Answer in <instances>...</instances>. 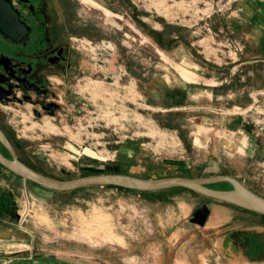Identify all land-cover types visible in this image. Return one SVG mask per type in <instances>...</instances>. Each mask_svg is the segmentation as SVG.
I'll return each instance as SVG.
<instances>
[{
	"label": "rangeland",
	"instance_id": "1",
	"mask_svg": "<svg viewBox=\"0 0 264 264\" xmlns=\"http://www.w3.org/2000/svg\"><path fill=\"white\" fill-rule=\"evenodd\" d=\"M45 4L61 31L36 51L64 46L73 66L67 80L53 76L54 115L0 103V127L21 160L60 179L230 175L264 197V155L243 146V135L264 144V0ZM166 27L179 30L178 54ZM212 84L219 99L204 91ZM229 114L243 133L217 120ZM0 179L17 182L20 225L43 231L38 243L54 250L81 249L98 264H264V215L185 188L58 192L1 168Z\"/></svg>",
	"mask_w": 264,
	"mask_h": 264
},
{
	"label": "flooded vegetation",
	"instance_id": "2",
	"mask_svg": "<svg viewBox=\"0 0 264 264\" xmlns=\"http://www.w3.org/2000/svg\"><path fill=\"white\" fill-rule=\"evenodd\" d=\"M12 1L29 30L18 41L0 32V103L32 102L37 104L34 106L37 116L41 117L44 112L54 115L59 103L55 101V92L50 85L57 81L54 75L68 79L73 66L72 55L64 46L48 54L36 51V46L46 49L52 41V34L61 31L52 21L57 15L48 11L50 6L45 0ZM71 100L76 102V98Z\"/></svg>",
	"mask_w": 264,
	"mask_h": 264
},
{
	"label": "water",
	"instance_id": "3",
	"mask_svg": "<svg viewBox=\"0 0 264 264\" xmlns=\"http://www.w3.org/2000/svg\"><path fill=\"white\" fill-rule=\"evenodd\" d=\"M28 30V26L20 19L19 10L13 1L0 0V32L13 41H18ZM8 87H11V85ZM0 144L10 154V156L6 155L0 148L1 165L17 176L51 191L66 192L88 186H115L148 192L181 187L206 197L264 215V197L252 191L240 180L230 175L144 178L126 173L100 172L70 179H60L46 175L21 160L11 140L1 127ZM219 182H228L232 185V188L216 189L210 187V185Z\"/></svg>",
	"mask_w": 264,
	"mask_h": 264
},
{
	"label": "crops",
	"instance_id": "4",
	"mask_svg": "<svg viewBox=\"0 0 264 264\" xmlns=\"http://www.w3.org/2000/svg\"><path fill=\"white\" fill-rule=\"evenodd\" d=\"M166 29L170 36L169 40L172 44H177L175 52L178 54L180 40L177 38H179L180 35L179 30L174 27H166ZM260 66L262 65L254 64L251 66L255 71L254 75L259 73ZM204 85H211V83H204ZM212 86L211 88L204 89V91L208 92L210 97L214 98L218 96V98L215 99H219L222 94H225L220 91V87H214L213 84ZM199 91L202 90L200 89ZM218 119L220 121L219 123L225 126L226 131H240L243 133L245 129L240 116L229 114L222 118L217 117V120ZM243 146H245V150L248 152L247 155L249 156L260 153L264 155V144H259L253 138L243 135ZM0 168L19 177L1 164ZM14 185H16V187H14ZM14 191L16 193H14ZM18 192L17 182H13V180L3 182V180L0 179V264H85L84 258H90L91 260H89V263L91 264H94V262L98 264L96 262L98 259L97 256L93 254L87 255L88 253L83 252L81 249H71L68 251H58V249H55L57 253L53 254L55 250L53 244H51L49 240H43L42 244L38 243L40 238L42 240L46 234L41 230L30 228L29 224L24 227L20 225L17 213ZM20 245H23V247H19ZM60 252L67 256H61L59 254Z\"/></svg>",
	"mask_w": 264,
	"mask_h": 264
},
{
	"label": "trees",
	"instance_id": "5",
	"mask_svg": "<svg viewBox=\"0 0 264 264\" xmlns=\"http://www.w3.org/2000/svg\"><path fill=\"white\" fill-rule=\"evenodd\" d=\"M1 116V115H0ZM2 119V117H0V120ZM8 151V150H7ZM8 156H10V154H8ZM109 187H115V186H109ZM116 188H121V187H116ZM123 189H126V188H123ZM128 190H132V189H128ZM132 191H136V190H132ZM244 209V208H243ZM246 210V209H244ZM246 211H249V210H246ZM252 212V211H250ZM253 213H256V212H253ZM258 214V213H257Z\"/></svg>",
	"mask_w": 264,
	"mask_h": 264
}]
</instances>
